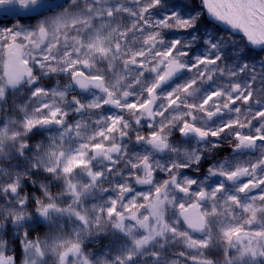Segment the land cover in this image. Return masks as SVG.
Returning <instances> with one entry per match:
<instances>
[{
	"label": "snow or ice",
	"instance_id": "snow-or-ice-1",
	"mask_svg": "<svg viewBox=\"0 0 264 264\" xmlns=\"http://www.w3.org/2000/svg\"><path fill=\"white\" fill-rule=\"evenodd\" d=\"M0 264H264V0H0Z\"/></svg>",
	"mask_w": 264,
	"mask_h": 264
},
{
	"label": "rangeland",
	"instance_id": "rangeland-1",
	"mask_svg": "<svg viewBox=\"0 0 264 264\" xmlns=\"http://www.w3.org/2000/svg\"><path fill=\"white\" fill-rule=\"evenodd\" d=\"M99 245H95V246H92L89 250H98L99 249ZM214 260H221L222 258L220 257V256H218V257H215V256H213L212 257Z\"/></svg>",
	"mask_w": 264,
	"mask_h": 264
}]
</instances>
